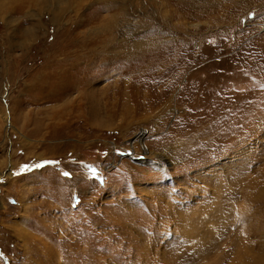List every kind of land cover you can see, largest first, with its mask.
Returning <instances> with one entry per match:
<instances>
[{
    "label": "rangeland",
    "instance_id": "rangeland-1",
    "mask_svg": "<svg viewBox=\"0 0 264 264\" xmlns=\"http://www.w3.org/2000/svg\"><path fill=\"white\" fill-rule=\"evenodd\" d=\"M22 2L0 14V264H264V0ZM60 64L90 82L41 97Z\"/></svg>",
    "mask_w": 264,
    "mask_h": 264
},
{
    "label": "bare ground",
    "instance_id": "bare-ground-1",
    "mask_svg": "<svg viewBox=\"0 0 264 264\" xmlns=\"http://www.w3.org/2000/svg\"><path fill=\"white\" fill-rule=\"evenodd\" d=\"M23 0H0V14L2 15H7V14H11V13H17V12H21L23 10V8L25 7L24 5H22V2ZM14 4H16L15 6H13ZM33 5V4H32ZM34 6H35V3H34ZM51 6V5H50ZM110 7V6H109ZM53 8V6H52ZM37 9V8H36ZM53 12H55V7L54 9H52ZM19 14V13H18ZM2 18H4V16H1ZM13 19V18H12ZM5 20V23L6 24H9V20L8 19H4ZM110 21V20H109ZM4 23V24H5ZM132 23V22H131ZM130 23V24H131ZM21 24V23H20ZM34 25V24H33ZM106 27V26H105ZM37 28V27H36ZM113 28V27H112ZM135 28V27H133ZM110 32V31H109ZM109 34V33H108ZM108 43V41H107ZM136 47V46H135ZM146 47V46H145ZM105 50H107L106 48H104ZM99 51V50H98ZM109 51V50H108ZM107 51V52H108ZM100 52V51H99ZM102 52V51H101ZM105 52L104 53H101L103 54L104 58L102 59L103 61H112V62H116V61H122L124 59H128V58H131V57H134V59L136 58V56H140V53L143 54V53H148V50H146V48H143L141 46H139V48H133L130 52H126V53H121V54H118V55H115L113 54V52ZM95 53H98V52H95ZM94 53V54H95ZM117 58V59H116ZM121 58V59H120ZM119 59V60H118ZM133 59V60H134ZM137 60V59H136ZM130 61V60H129ZM128 62V61H127ZM76 63H73L71 64V66H69V69L73 70V66H75ZM60 71L59 73L57 74L58 75V80L55 82V78H49V82L47 81L46 82V79L40 81V84L39 86H36L32 89L34 90H38L40 91V93L42 94L41 97H44L43 95L45 94V91H46V98L49 97L50 99H59L61 98L68 90L70 89H73V88H77L81 85H84L85 82L86 83H89L90 81L89 80H86V79H82V78H78V77H73L71 75V80H68V78L65 79V76H64V72H62L61 70L63 69V67L65 66L64 64H60ZM162 73V72H161ZM70 75V74H69ZM54 77H55V74H54ZM159 78H161L159 76ZM70 79V78H69ZM175 79V78H174ZM91 84V83H90ZM130 86V89L133 93V99L132 100H136L138 98L137 95H139V88L140 86H136V84H134L133 82L129 84ZM128 86V87H129ZM127 87V88H128ZM47 88V89H46ZM121 89V88H120ZM87 90V89H86ZM126 90V89H125ZM107 91L104 92V95L106 94ZM132 95V94H131ZM140 96V95H139ZM100 96L96 97L94 95H92V93H88L87 96H81L79 102L76 103L75 107H85L86 108V104L87 102L90 104L91 100L92 99H97V103L101 102V104L103 103L102 99L99 98ZM128 99V98H127ZM106 100V99H105ZM130 100V99H129ZM81 101V102H80ZM75 102V101H74ZM107 102L104 103V105H106ZM128 104V103H127ZM126 104V105H127ZM96 105V104H95ZM94 106L93 105H90V108L89 109H94L93 108ZM105 107V106H104ZM96 108V106H95ZM219 121V120H218ZM215 126V124H214ZM203 133V132H202ZM198 136V135H197ZM195 140V139H194Z\"/></svg>",
    "mask_w": 264,
    "mask_h": 264
},
{
    "label": "snow or ice",
    "instance_id": "snow-or-ice-1",
    "mask_svg": "<svg viewBox=\"0 0 264 264\" xmlns=\"http://www.w3.org/2000/svg\"><path fill=\"white\" fill-rule=\"evenodd\" d=\"M51 163H57V162H51V161H46L42 164H36L35 167L36 168H41V167H44L45 164H51ZM25 168H27L28 166H24ZM18 174V173H17ZM65 176L69 175L68 173H64Z\"/></svg>",
    "mask_w": 264,
    "mask_h": 264
}]
</instances>
